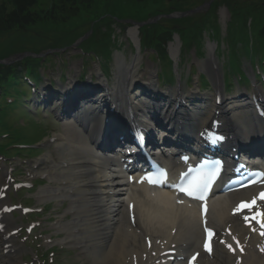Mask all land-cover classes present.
Masks as SVG:
<instances>
[{"label":"bare ground","instance_id":"1","mask_svg":"<svg viewBox=\"0 0 264 264\" xmlns=\"http://www.w3.org/2000/svg\"><path fill=\"white\" fill-rule=\"evenodd\" d=\"M125 18L133 19L132 16H125ZM115 60L118 62L116 64V70H118V65L122 67L120 65L121 56L116 55ZM120 67L119 73L122 71ZM148 69L144 74L137 75L136 73L131 78L122 74V84H125V90H118L119 94L130 93L122 99L130 100L128 106L136 111L140 110L134 104H140L142 109L147 110L153 108L152 102L158 104L162 100L163 105L166 99L170 98L174 99V105H176L181 95L179 91L174 96L171 90L166 93L150 91L149 96L153 95L157 99L152 100L149 97V101L145 102L135 100L131 90L133 86L139 84V81L145 82L148 87L154 85L153 72L156 69ZM129 79L130 82H128ZM214 85L217 89L215 93L220 92L219 79H216ZM112 91L116 90H109V92ZM141 96L143 97V94ZM252 96H257V93L255 91L252 94L241 93L239 100L245 103L248 99L252 100ZM236 99V97L227 99L223 107L219 108L230 116L228 120L232 122L231 130L237 134V137H240L242 131L238 128L239 124H253L254 122L245 120L241 114H238L241 112L240 106H232V104H241V101L234 102ZM185 100L189 103L186 108L187 112L193 119L197 115L196 119H204L213 107V105H206L209 104L207 97L203 100H195L193 103L189 98ZM115 102H121V96ZM167 114L169 117L173 116L171 113ZM95 131L99 135L101 129L96 128ZM64 132L53 139L54 153L40 160L41 166H45L40 173L54 187L48 185L39 190L37 196L40 202L54 200L56 203H62L69 200L68 208L63 216L70 215L72 220L63 223L59 219L55 227L58 232L64 231L67 234L60 241L61 243L72 244L83 251L94 252V264H155L158 243L177 245L182 248L180 249L182 253L200 250L201 238L196 229L194 213L174 207L169 198L162 194H149L140 189L141 187L129 185L122 174L114 169V165L105 164L90 152L88 141L80 137V133L71 128H64ZM105 139L106 137L103 138L104 141ZM37 169L31 167L28 173L30 172L31 176L35 175L31 171ZM34 172L38 173L39 170ZM233 203H235L233 199L222 203L210 215V223L221 232L227 225L232 224L228 214L230 208L227 204ZM128 208L129 213L136 215V228L144 235V239L149 238L152 241L151 250L146 249L145 244L139 241L137 232L125 216L117 219L115 212H125ZM7 220L13 223L9 218ZM172 232L176 234L174 237ZM0 239L2 240V237ZM220 240H223V243L217 246L218 254L212 264H264V251L258 247L261 243L255 242L257 241L255 237H250L241 229L234 227L231 238ZM12 241L14 240H8L4 244L10 245ZM238 246H242L247 253L241 254ZM5 250V248L0 249V264H19L18 260L21 258L23 249L11 248L8 253ZM167 250H170V247ZM240 260L241 263H239Z\"/></svg>","mask_w":264,"mask_h":264},{"label":"rangeland","instance_id":"2","mask_svg":"<svg viewBox=\"0 0 264 264\" xmlns=\"http://www.w3.org/2000/svg\"><path fill=\"white\" fill-rule=\"evenodd\" d=\"M105 1L106 4L104 5V7L106 11L110 13L109 16L112 17L113 20H119L124 19L123 16L131 12V9L126 7L125 4H132V2H134L135 0ZM188 1L191 2L193 0ZM224 2L223 6L220 5L219 7V13L217 15H213L216 23H228V9L234 10L237 14V18H239L240 20H244L245 18H247V16H254L255 18H261L262 15L264 16V6L261 5L262 3L264 4V0H224ZM222 17L224 20H222ZM80 18L81 17H79L75 21L69 22L68 24L54 26L52 28V32L46 31L44 28H39L33 33H14V36H12L11 38H5L4 40L0 41V56L13 52L20 47L40 51L41 49H44L43 45L62 46L64 44H67L71 39L69 38L70 36H73L74 34H77L82 30V28L80 27ZM257 24L258 23L255 20L254 25ZM103 28V35L100 40H95L99 33L94 31L92 37L87 42L89 48L86 49V51L92 52L94 51L93 49H96L102 52H106L108 54L110 51H112V48H114L113 50L117 49L115 47H118V49L120 48V45L118 43L115 44V42L112 40L111 30L107 27V25H104ZM63 32L64 35L62 34ZM36 33L43 35V39L40 38V36H37ZM74 54V52H69L65 55L66 58L69 59V62L73 61L72 56H74ZM196 59H199L198 56L197 58L191 56V61ZM197 62L199 63V60H197ZM145 65L146 61H144L143 63V68H145ZM12 120L13 118L10 121L12 122ZM20 124L22 125V123ZM23 124L24 126H22L23 129L21 130L22 138L25 142L31 143L30 145L43 143L45 140H47V138H51L54 136V134H59V132H61L58 127L53 125L48 120L42 122H29L27 119H24ZM49 134L50 137H47L49 136ZM23 139L21 144H23ZM46 152L45 153L48 154L49 152H51V150H46ZM27 154V152H22V154L18 157L21 160H29L36 157L35 155L28 156ZM11 166L14 167L15 162H12ZM24 168H26V165H23L21 168L17 166L15 167V169L17 170L15 177L18 181L22 182L23 180L26 181L27 179V177L25 176ZM21 172H24V175ZM35 188H33V190H31L30 192L22 191L18 194L12 192V197H16L18 199L14 203L21 204L24 206L29 204L34 208L39 206V204H35L34 200L31 199L32 197H34V193L39 190V186H36ZM68 203V200L61 204H57L56 202H48V204L53 205H48L50 207L45 210L42 214L46 212L47 213L43 217L41 215L34 219L35 222L41 223L40 229L34 231L33 235L30 238H28V235L24 234L21 237H17L18 240H20V238H23V242L24 237L26 238L25 244L27 246V250L25 249L21 256L23 264H92L91 261H88L83 256H81L78 250L65 248L66 245H63L59 242L60 239H63L65 237V233H58L57 230L51 229L53 228V224L57 220H59L60 216L65 213V210L68 208ZM16 220L19 224L21 223V218L19 216ZM66 220H68L67 217ZM24 221L25 223H27L26 219H24ZM46 241H48V243L50 244L46 245ZM54 248H57V250H54ZM60 248L64 251L60 252ZM34 255H37L38 260L34 259ZM20 264L22 263L20 262Z\"/></svg>","mask_w":264,"mask_h":264},{"label":"trees","instance_id":"3","mask_svg":"<svg viewBox=\"0 0 264 264\" xmlns=\"http://www.w3.org/2000/svg\"><path fill=\"white\" fill-rule=\"evenodd\" d=\"M94 1L95 0H11L14 11L9 15L6 14L4 8L0 7V30L9 27L6 25L16 23L19 18L22 17V14L24 15L20 20L23 18H31V22L37 20L38 16L31 14V12H33L32 9L38 5L45 6L42 4L44 2H48L51 6L53 5L52 10H54V13L58 14L63 13L65 10L66 12H69L68 9L73 6H80L81 4L84 6L87 4L89 6Z\"/></svg>","mask_w":264,"mask_h":264},{"label":"snow or ice","instance_id":"4","mask_svg":"<svg viewBox=\"0 0 264 264\" xmlns=\"http://www.w3.org/2000/svg\"><path fill=\"white\" fill-rule=\"evenodd\" d=\"M139 139H142L141 137H138ZM222 139V137L218 138ZM210 142L215 143V140H212ZM191 171V170H190ZM166 179L165 174H161ZM188 174H183L181 178V183L177 185L178 190L185 192L189 196H193V198L197 199H203L202 195L197 196L196 193L201 190V188H207L208 183L212 181V179L215 177L216 173L215 171H209L208 173H201L198 176L194 177L192 180H187ZM150 183H156V180H153L151 177H147ZM187 180V183L185 184V181Z\"/></svg>","mask_w":264,"mask_h":264}]
</instances>
